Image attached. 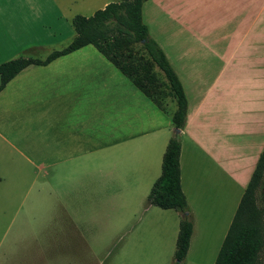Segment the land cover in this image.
I'll return each instance as SVG.
<instances>
[{
	"label": "crops",
	"instance_id": "obj_1",
	"mask_svg": "<svg viewBox=\"0 0 264 264\" xmlns=\"http://www.w3.org/2000/svg\"><path fill=\"white\" fill-rule=\"evenodd\" d=\"M114 1L120 0H0V65L18 58L45 60L65 49L76 37L75 16H92ZM216 4L218 17L203 9L200 23L191 18L192 27L187 25L191 36L200 34L202 40L201 48H186L185 59L190 86L203 88V93L190 111L184 89L187 117L177 132L186 144L180 156L183 193L182 170L186 159L192 167L196 156L213 158L216 180L235 183L223 166L226 148H233L231 136L242 126L232 106L250 85H264V50L257 51V39L264 37V3ZM248 61L254 79L244 84L236 76L241 77ZM198 68L201 73H194ZM169 102L175 101L169 98L158 107L93 45L20 72L0 92V223L11 215L8 227L16 226L20 237L32 228L29 215H45V253L76 264L83 253L80 225L72 216L57 223L49 215L78 214L83 204L91 210L97 200L103 203L116 193H151L162 174L171 133L177 130ZM51 223L61 224L58 233L52 234ZM194 232L193 224L188 252Z\"/></svg>",
	"mask_w": 264,
	"mask_h": 264
},
{
	"label": "rangeland",
	"instance_id": "obj_2",
	"mask_svg": "<svg viewBox=\"0 0 264 264\" xmlns=\"http://www.w3.org/2000/svg\"><path fill=\"white\" fill-rule=\"evenodd\" d=\"M261 3H264V0H261ZM203 9H208L214 17L220 14L216 0H149L142 8L143 22L148 27L149 38L163 50L167 60L180 76L189 96L190 111L196 104L197 95L203 93V88L196 90V87L190 86L185 59L186 48L189 45L201 48L202 40L200 34L193 38L191 33L194 32H191L187 25L191 18L198 19L200 23ZM192 38L196 41L193 42ZM257 41V51L264 50V37ZM135 51L136 56L148 58L139 45L135 47ZM201 56V53L197 54L198 58ZM227 57L228 55L226 59ZM250 65L248 61L241 77L236 76L237 81L248 84L254 79ZM156 70L160 75L159 81L164 85L157 87V95L165 97V75L159 68L156 67ZM194 73L200 74L201 70L198 68ZM226 85L222 88H228ZM232 107H236L235 114H238L242 126H237L238 130L231 136L230 145L233 148H226V163H223V166L230 171L227 170L228 175L235 183L221 181V177L216 180V164L213 158L203 160L196 156L192 159V167L189 165L190 159L187 158V165L182 170L184 193L188 200V209L185 212L162 210L151 205L148 199L150 191L146 190L140 196L123 192L116 193L113 198L104 200L103 203L99 199L91 210H86L87 204H83V210L78 214L49 215L56 216L57 223L69 220L72 216L80 225L78 234L83 253L76 264H173L180 222L185 216L194 224L195 232L191 250L183 264H215L247 183L255 170L258 157L264 150V123H260L261 120L264 121L261 111L264 108V85H250V90L238 96L235 106ZM168 111L170 114L176 111L175 102H169ZM166 119L164 118V121ZM259 125L263 127L260 128ZM174 137L178 138L182 146L186 145L185 138L178 134L177 130L171 133V138ZM240 171L243 175L238 179ZM208 176L210 178H206ZM257 193L261 203L264 184ZM10 216L6 214L5 220L0 223V264L65 262L52 258L51 254L48 255L44 251L47 232H42L41 221H45V215H29L28 221L34 222L30 223L32 228L23 231L20 237L16 236V226L8 227ZM23 216L24 214H20L18 218L22 219ZM60 225L51 223L50 228H54L51 230L52 234L59 232ZM261 264H264V250Z\"/></svg>",
	"mask_w": 264,
	"mask_h": 264
},
{
	"label": "trees",
	"instance_id": "obj_3",
	"mask_svg": "<svg viewBox=\"0 0 264 264\" xmlns=\"http://www.w3.org/2000/svg\"><path fill=\"white\" fill-rule=\"evenodd\" d=\"M147 1L149 0H120L96 11L90 17L75 16L72 24L76 37L65 49L53 52L45 60L18 58L0 65V92L29 66H45L84 46L93 45L158 107H162L167 99H173L177 110L172 122L177 130L183 129L187 117V97L164 52L149 38V30L142 19V8ZM137 45L148 58L136 56ZM156 67L165 75V97L157 95V87L163 84L159 81L160 75ZM180 156L181 142L176 137L171 138L163 156L162 174L148 198L151 205L164 210H187V200L181 187ZM262 184L264 150L244 191L215 264H261L264 250V196L259 203L257 192ZM192 233L193 223L185 216L180 222L174 264H182L186 258Z\"/></svg>",
	"mask_w": 264,
	"mask_h": 264
},
{
	"label": "water",
	"instance_id": "obj_4",
	"mask_svg": "<svg viewBox=\"0 0 264 264\" xmlns=\"http://www.w3.org/2000/svg\"><path fill=\"white\" fill-rule=\"evenodd\" d=\"M177 132L179 133V132H180V130L178 129V130H177Z\"/></svg>",
	"mask_w": 264,
	"mask_h": 264
}]
</instances>
